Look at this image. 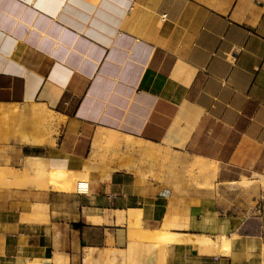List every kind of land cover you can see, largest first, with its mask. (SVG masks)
I'll list each match as a JSON object with an SVG mask.
<instances>
[{
  "label": "crops",
  "instance_id": "crops-1",
  "mask_svg": "<svg viewBox=\"0 0 264 264\" xmlns=\"http://www.w3.org/2000/svg\"><path fill=\"white\" fill-rule=\"evenodd\" d=\"M111 144L259 185L182 193ZM0 167V264H264V0H0ZM34 169L86 173L88 190ZM130 209L184 238L131 236Z\"/></svg>",
  "mask_w": 264,
  "mask_h": 264
},
{
  "label": "rangeland",
  "instance_id": "rangeland-1",
  "mask_svg": "<svg viewBox=\"0 0 264 264\" xmlns=\"http://www.w3.org/2000/svg\"><path fill=\"white\" fill-rule=\"evenodd\" d=\"M120 146H122L123 148H130L124 146L123 144L104 145L103 147L106 148V150L110 151L111 154L110 157H112L115 156L116 153L115 152L113 153L111 151H115ZM103 147L100 149V151H102ZM96 154L94 158L96 157ZM123 154H126L132 160H134L135 168L138 171H140L141 174L152 175L155 178H159L162 180L164 179L169 182L172 180L175 182L174 185L176 187V190L182 193H191V192L201 193L200 191L202 190V188L200 187H205L210 189H216L218 195L222 194V197L225 196L226 199H229V197H231V195H234L233 193L236 192L237 189H239L241 191L243 190L248 200H251L252 198L250 193V188H251L250 185L254 183L256 185H259V182L257 180L252 181L253 180L252 179L250 181H245L247 178H243L242 181H231L229 183L227 182L223 184L215 183L214 178L217 174L215 176H209V173H202L201 170L199 169L195 170V168L190 166V162L188 163L187 157L183 158V160L187 163L186 164L181 161L182 158L181 153L172 150L170 148H158V149H153L152 151L151 148L144 149V148L132 147L130 149H126V152ZM98 158L103 160L107 159V157H104L103 155H99ZM144 166L145 168L147 167L146 172L145 170L144 171L141 170V168ZM79 178L80 177L74 178L73 184L70 186L71 190H75L76 183L80 181L77 180ZM75 179L77 180V182L75 181ZM180 186H182V188H180ZM261 193H264V191ZM211 194H213V190ZM239 195H241L242 197L244 196L243 194H239ZM239 195H237L236 198H238ZM251 203L253 205L256 204V202L254 203L252 201ZM136 224L137 226L139 225V227H141V225L143 226L142 222L140 223L137 222ZM104 264H110V263L105 262Z\"/></svg>",
  "mask_w": 264,
  "mask_h": 264
},
{
  "label": "bare ground",
  "instance_id": "bare-ground-1",
  "mask_svg": "<svg viewBox=\"0 0 264 264\" xmlns=\"http://www.w3.org/2000/svg\"><path fill=\"white\" fill-rule=\"evenodd\" d=\"M107 138H108V140H110L111 137L108 136ZM191 165H192V163H191ZM193 166H195L199 170H201L202 173H209L210 174V173H215L216 168H217L218 165H217V163L215 161H211L210 159H206V158H203L201 156H196L195 160H194V163H193ZM4 175H5L4 171H3L2 167H0V178H2ZM34 175L36 176V180H39V181L47 180L48 183H51L54 186H56L58 184H62V186H64V188L67 185L71 186L73 184L74 178L76 177V176H74V172L73 171L70 172L68 170L34 169ZM87 175L88 174L85 173V174H81V175L77 176V177H80L79 179H77V180H80V181H78L80 183L79 189H84L83 186L85 185L84 182L87 180ZM77 180L75 179L76 182H77ZM245 181H250V180L246 179ZM75 188H77V183L75 185ZM129 213L136 217L137 222L140 221V219H141V210H139V209L138 210L130 209ZM130 235L134 236V237L137 236V235H141V237L154 238L155 240H158L159 244H162V245L165 242H168V241H171V240L172 241L173 240L176 241L177 239L179 240V239H181L183 237V236L181 237V234L178 233V232L175 233V232L163 231V230H158V229L150 230V229H147L146 227L145 228L139 227V226H137V224L130 227ZM189 238H191V236ZM132 239H133V237H132ZM187 240H189V239H187ZM194 240L197 242L198 245L203 246L205 248H208V246L214 247L217 253L230 251L229 250L230 246H231L230 245V237L228 235H226V234H222V235L220 234V235L217 236V238H213L209 234H205L204 233L202 235L195 236ZM159 248H160V246H159ZM160 249H162V248H160Z\"/></svg>",
  "mask_w": 264,
  "mask_h": 264
},
{
  "label": "built area",
  "instance_id": "built-area-1",
  "mask_svg": "<svg viewBox=\"0 0 264 264\" xmlns=\"http://www.w3.org/2000/svg\"><path fill=\"white\" fill-rule=\"evenodd\" d=\"M166 17H167V12H163V13L161 14V18H162V19H165ZM84 183H85V185L83 186L84 189H79L80 183L77 182V188H75L74 191L79 192V193H80V192H86V191L88 190V184H89L88 179H87Z\"/></svg>",
  "mask_w": 264,
  "mask_h": 264
},
{
  "label": "trees",
  "instance_id": "trees-1",
  "mask_svg": "<svg viewBox=\"0 0 264 264\" xmlns=\"http://www.w3.org/2000/svg\"><path fill=\"white\" fill-rule=\"evenodd\" d=\"M76 225L80 224V222H75Z\"/></svg>",
  "mask_w": 264,
  "mask_h": 264
}]
</instances>
